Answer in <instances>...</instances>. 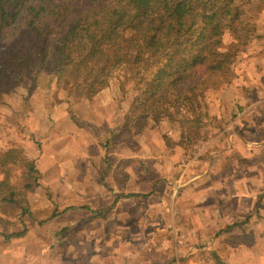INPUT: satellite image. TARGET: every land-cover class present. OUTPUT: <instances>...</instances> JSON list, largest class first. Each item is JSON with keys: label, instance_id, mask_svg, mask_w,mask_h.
<instances>
[{"label": "rangeland", "instance_id": "obj_1", "mask_svg": "<svg viewBox=\"0 0 264 264\" xmlns=\"http://www.w3.org/2000/svg\"><path fill=\"white\" fill-rule=\"evenodd\" d=\"M247 1L253 36L231 83L217 91L220 98L233 93L226 113L216 114L223 134L264 121V0ZM136 95L135 83L125 81L121 70L91 101L79 100L50 77L35 85L27 81L3 98L0 156L21 149L35 163L39 185L16 203L0 202V264H160L173 255L185 264L191 253L176 250L178 237L185 235L188 246L193 229H218L216 218L209 219L211 226L207 219L214 201H206L204 183L213 152L226 146L222 131L207 118L191 131L193 141L182 145L178 126L169 121H151L141 133L125 130ZM33 182L24 167L11 168L17 193ZM121 194L142 196L117 201ZM23 222L27 235L7 241ZM167 243L172 249L164 248ZM205 252L191 254L193 262L203 264L210 256ZM228 254L233 258L237 251Z\"/></svg>", "mask_w": 264, "mask_h": 264}, {"label": "trees", "instance_id": "obj_2", "mask_svg": "<svg viewBox=\"0 0 264 264\" xmlns=\"http://www.w3.org/2000/svg\"><path fill=\"white\" fill-rule=\"evenodd\" d=\"M247 4L0 0V103L25 82L35 85L41 77L52 78L79 100L91 101L123 70L124 80L135 83L137 94L125 130L141 133L151 121H169L178 126L182 145L193 141L191 131L204 127L207 118L223 132L216 116L217 91L231 83L239 55L253 36ZM14 166L24 167L34 180L20 193L11 184ZM38 175L21 149L10 148L0 156V202L16 203L39 185ZM141 196L121 194L117 201ZM27 233L23 222L22 231L5 238L22 239Z\"/></svg>", "mask_w": 264, "mask_h": 264}, {"label": "crops", "instance_id": "obj_3", "mask_svg": "<svg viewBox=\"0 0 264 264\" xmlns=\"http://www.w3.org/2000/svg\"><path fill=\"white\" fill-rule=\"evenodd\" d=\"M232 94L231 90H227L226 98L225 95L219 97L216 114L226 113V100ZM242 132L229 133L226 137L221 132L220 137L226 146L211 153L212 167L208 169L209 176L204 185L207 188L206 201L212 196L214 202L207 205L211 209L206 214L208 220L217 219L218 229L213 233L210 229H203L202 232L193 229L192 245L185 244V235L182 234L178 237L179 241L176 240L177 251L186 247L191 254L206 251L205 254L209 255L210 252L203 264H264V121L252 120ZM217 193L218 198H215ZM209 221L211 226L213 222ZM198 235L201 239L196 241ZM212 235L216 240L212 239ZM237 237H240L239 241ZM168 246L172 249L170 243L164 248L168 249ZM229 251H237V255L229 258ZM191 254L188 264H202L193 262ZM10 257L15 260L18 255L13 253ZM170 258L160 264H180L184 261L174 255Z\"/></svg>", "mask_w": 264, "mask_h": 264}]
</instances>
